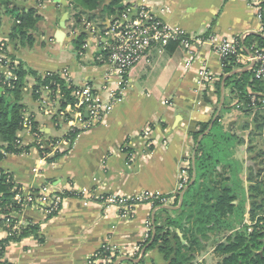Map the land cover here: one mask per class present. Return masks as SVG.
I'll return each instance as SVG.
<instances>
[{"label":"crops","instance_id":"1","mask_svg":"<svg viewBox=\"0 0 264 264\" xmlns=\"http://www.w3.org/2000/svg\"><path fill=\"white\" fill-rule=\"evenodd\" d=\"M110 1L105 0L98 10L77 20L71 0H66V7L63 0H15L16 6L34 9L40 17L30 32L34 38L32 46L11 40L13 21L2 15L0 5V42H5L8 56L25 69L39 76L67 70L73 84L89 83L100 92L108 70L96 60L98 42L86 24L98 32L108 20L103 9ZM122 5L147 7L173 31L198 38L209 33L210 37L193 54L183 46H154L129 70L125 84L124 78L112 76L108 86L118 91L119 100L111 112L101 124L81 131L70 147H64L68 153L53 163L42 160L32 129L20 131L18 138L30 151L0 161V173L11 175L25 195L46 189L51 194L64 191L82 194L92 190L97 196L144 193L176 196L181 192L183 163L194 151L191 133L199 124H212L220 105L215 85L224 75L222 58L217 52L222 39L238 38L244 44L255 33L258 35L253 36L264 37L257 0H122ZM65 12L68 18L63 26ZM82 33L86 39L79 49L77 41ZM247 53L251 54L249 50ZM239 63L244 68L235 70L236 74L251 70L246 60L239 59ZM203 70L211 73L214 83L202 82ZM226 76L229 75L223 81ZM26 82L22 104L41 133L42 141L62 140L69 126L57 124L54 117L41 111L34 96L36 79L28 76ZM104 97L108 95L105 93ZM226 100L228 109L221 122L227 132L245 141L236 158L250 157L260 138L253 137L255 111L245 114L234 108L238 100L225 88ZM235 109L238 113L233 116ZM147 129L150 132L145 137L143 132ZM249 170L246 161L247 186ZM173 203L167 206L174 207ZM156 210L152 204L144 203L130 217L115 207L80 196L67 197L58 214L49 218L42 208L29 205L15 218L22 225L41 224L45 242L30 237L11 243L4 259L10 264H90L103 246H111L121 252V258L137 261L142 256L135 259L138 246L145 241L149 219ZM246 222L249 223L248 214ZM227 236L219 237V243ZM6 237L7 232L0 229V239ZM216 247L207 243L205 249L196 252L192 264H218ZM143 259L146 264H169L158 249L148 251Z\"/></svg>","mask_w":264,"mask_h":264},{"label":"trees","instance_id":"2","mask_svg":"<svg viewBox=\"0 0 264 264\" xmlns=\"http://www.w3.org/2000/svg\"><path fill=\"white\" fill-rule=\"evenodd\" d=\"M104 1L71 0V5L77 11L76 19L80 20L81 16L98 10ZM249 1L253 2V0ZM14 2L15 0H0L4 14L13 21L10 32L11 40L32 46L34 38L30 32L35 29L40 17L34 9H21ZM128 6L130 5L123 6L122 0H111L104 7L103 12L108 19H111L121 15ZM256 6L260 9L264 33V0H257ZM184 36L189 37V35ZM209 37L210 34L207 33L199 38L205 40ZM85 39L86 35L82 33L77 41L79 49L85 44ZM181 41V38L172 39L165 47L169 45L181 47ZM237 42V54L222 58L224 75L215 85L219 103L224 76L244 68L239 63V56H248L247 50L251 54H254L256 49L264 50L263 36L250 35L244 44L238 38ZM9 58L16 61L12 56ZM14 74L17 80L11 81V86H8L3 83L4 76L0 71V161L9 155H22L30 151V147L23 146L18 138V133L25 129L26 109L22 101L28 76L36 79L34 88L36 99L39 98V91L43 87L53 89L59 85L63 95L62 107L65 108L68 105L75 107L76 105V99L73 96L74 88L68 87L60 74L49 73L39 76L33 70L25 69L21 64H18ZM126 75L123 84L126 82ZM263 84V80L254 79L252 70L229 76L225 80V88L229 89L234 98L238 100L233 107L237 108L238 104L241 105L239 110L245 114L255 111L253 137H261L264 131ZM253 99L255 102L252 101ZM226 109H228L227 100L207 134L211 123L199 124L197 130L191 133L194 147L199 138L202 135L204 137L195 158L188 160V181L185 186L187 190L183 204L179 209L169 210L165 209L162 200L170 196L153 199L152 208L157 209L155 218L154 221L152 217L149 219L147 237L143 243L139 244L135 259H138L143 250L151 244L155 233L154 242L147 248V252L158 249L169 264H192L196 252L205 249L207 243L217 245L215 254L219 258L218 264H264V181L255 180L251 168L250 175L247 177L249 186L242 178L244 164L236 158V155L237 150L245 144V141L225 130L221 121ZM30 121L32 132L41 138L42 135L33 119ZM79 133L71 132L65 138L74 142ZM60 141L53 140L48 144ZM37 146L41 152L47 151L42 150L39 144ZM126 151L130 153L129 150ZM67 153L68 150L58 152L48 158L47 162L53 163ZM195 174V182L191 184ZM21 190L22 188L14 182L11 175L0 173V229L7 232V237L0 239V264H10L4 259V255L11 243L21 242L30 237L37 239L40 243L45 242L41 224L27 222L22 225L15 218L25 207L24 200L21 202L15 200ZM181 192L174 196V207L179 205ZM61 195L65 198L77 196L71 191H64ZM61 208L62 206L57 212L50 214L49 218L56 216ZM247 214L249 223L246 222ZM224 235L228 236L219 243V237ZM97 255L99 258L110 259L111 264L122 257L121 252L111 246H103ZM132 264L146 263L142 259L139 263Z\"/></svg>","mask_w":264,"mask_h":264},{"label":"built area","instance_id":"3","mask_svg":"<svg viewBox=\"0 0 264 264\" xmlns=\"http://www.w3.org/2000/svg\"><path fill=\"white\" fill-rule=\"evenodd\" d=\"M259 18L262 19L260 9ZM88 30L97 39L98 51L96 60L107 68L105 85L99 92L89 83L81 86L73 84L69 72L64 70L60 77L65 81L66 85L74 88L73 96L76 99L75 107L68 105L62 107L63 95L59 85L55 88L43 87L39 91V104L41 111L56 119L57 124L69 126L71 132H81L91 129L101 124L105 116L111 112L114 104L119 100L118 91L109 89V81L112 76L124 78V76L134 66L139 64L154 46L165 47L172 39L181 38V45L190 50L193 54L195 50L204 42L201 38L191 37L185 38L182 32L173 31L165 22L157 18L145 6H128L125 11L116 17L108 19L103 27L96 32L91 27V24H86ZM246 37V36H245ZM237 38H224L217 52L221 58L231 54H237ZM239 59L246 60L251 65L253 77L256 80H264V50L256 49L254 54L248 56L240 55ZM18 63L9 58L7 54L5 42H0V71L4 76V84L11 86V81H16L17 78L14 70ZM202 82L212 84L215 78L208 70H203L200 73ZM108 98L104 97V94ZM255 102V99L252 100ZM241 105H237L239 109ZM25 128L32 129L31 116L24 113ZM150 129L143 132L147 137ZM35 135V134H34ZM65 136V137H66ZM37 144L42 150V160L47 161L58 152H64V147H69L73 140L63 138L60 142L45 143L40 137L35 135ZM189 158L183 163L181 169L180 191H182L188 181V162ZM73 192V191H72ZM62 193V192H61ZM61 193L51 194L46 189L39 192H30L25 195L23 190L15 197V200L21 202L24 200L26 206H38L42 208L48 215L57 212L63 205L65 197ZM76 197H86L89 200H95L107 207L117 208L123 215L132 217L136 208L144 203L152 204L153 199L160 197L159 195L144 193L139 196H121V195H102L97 196L94 191H86L82 194L74 192ZM174 197L163 198L162 202L165 206L171 204ZM90 264H111L110 259L99 258L97 253L93 256Z\"/></svg>","mask_w":264,"mask_h":264},{"label":"rangeland","instance_id":"4","mask_svg":"<svg viewBox=\"0 0 264 264\" xmlns=\"http://www.w3.org/2000/svg\"><path fill=\"white\" fill-rule=\"evenodd\" d=\"M75 12L77 11L75 10ZM2 15H4V13ZM235 110H236L235 111L236 113L235 112L232 113L233 116H236V114L238 113V110L237 109ZM189 159L193 160V155H191ZM239 159L243 164H245L246 161L248 162L249 169L251 168L252 169L251 171L254 172L253 174H254L255 180L264 181V131H263L262 136L259 138V140H257V148H256V151H254V154L247 158L241 156L239 157ZM187 176H188V172H187ZM242 177L244 180L246 179L245 174H243Z\"/></svg>","mask_w":264,"mask_h":264},{"label":"water","instance_id":"5","mask_svg":"<svg viewBox=\"0 0 264 264\" xmlns=\"http://www.w3.org/2000/svg\"><path fill=\"white\" fill-rule=\"evenodd\" d=\"M63 4H64V6L66 7V5H67L66 0H63ZM0 7H1V6H0ZM67 18H68V13L65 12V13H64V18H63V21H64V22H63V24H62L63 26H64V23H65V21L67 20ZM253 35H258V34L255 33V34H253ZM236 73H237V71H236V72L234 71V72H232L231 74H229V76L235 75ZM229 76H226L225 79H224V81H223V88H222L221 102H220L219 108H218V110H217L216 116H215V118L213 119L212 124L209 126V129H208V131L206 132V134L212 129L214 122L216 121V119L218 118V116L220 115V113H221V111H222V108H223V105H224V101H225V80H226L227 77H229ZM203 137H204V135H202V136L199 138V140H198V142H197V144H196V146H195V148H194V151H193V159H194L195 156H196L197 150H198V148H199V145H200V143H201ZM195 179H196V174L194 175L191 184H193V183L195 182ZM186 190H187V188L184 190V192H182V194H181L180 204H179V206H178L177 208H180V207L182 206V204H183V198H184V195H185ZM165 209L172 210V209H176V208H174V207H170V206H165ZM154 218H155V216H153V221H154ZM154 232H155V230H154ZM154 239H155V233H154L153 240H152L151 244L154 242ZM151 244H150V245H151ZM150 245H149V246H150ZM149 246H148V247H149ZM148 247H147V248H148ZM147 248H146L145 250H143V252H142V256H141V258H140L139 260L135 261V260H132V259H130V258H128V257H124V258H121L120 260H118V261L116 262V264H120V263L123 262V261H130V262H133V263H139V262L144 258L145 254H146V252H147Z\"/></svg>","mask_w":264,"mask_h":264}]
</instances>
